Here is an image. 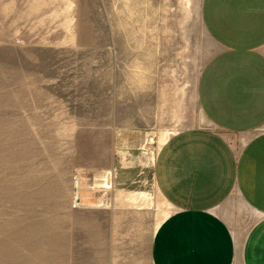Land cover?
<instances>
[{"label":"crops","instance_id":"1","mask_svg":"<svg viewBox=\"0 0 264 264\" xmlns=\"http://www.w3.org/2000/svg\"><path fill=\"white\" fill-rule=\"evenodd\" d=\"M58 10L68 13L63 43L105 45L96 135H166L151 174L170 209L147 260L97 243L61 264H264V0H79Z\"/></svg>","mask_w":264,"mask_h":264},{"label":"rangeland","instance_id":"2","mask_svg":"<svg viewBox=\"0 0 264 264\" xmlns=\"http://www.w3.org/2000/svg\"><path fill=\"white\" fill-rule=\"evenodd\" d=\"M68 3L79 0H0V264L73 263L97 243L147 260L170 212L151 174L166 135H96L105 45L63 43Z\"/></svg>","mask_w":264,"mask_h":264},{"label":"built area","instance_id":"3","mask_svg":"<svg viewBox=\"0 0 264 264\" xmlns=\"http://www.w3.org/2000/svg\"><path fill=\"white\" fill-rule=\"evenodd\" d=\"M80 183V180H79V178H78V176H75L74 177V185H75V187H76V190H75V192H74V201L75 202H79V201H81V198H80V196H79V188L77 187L78 186V184ZM80 204V203H79ZM78 204V205H79Z\"/></svg>","mask_w":264,"mask_h":264},{"label":"bare ground","instance_id":"4","mask_svg":"<svg viewBox=\"0 0 264 264\" xmlns=\"http://www.w3.org/2000/svg\"><path fill=\"white\" fill-rule=\"evenodd\" d=\"M77 187H78V188H81V189H84V186H83V185H80V183L78 184Z\"/></svg>","mask_w":264,"mask_h":264}]
</instances>
